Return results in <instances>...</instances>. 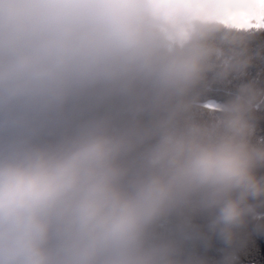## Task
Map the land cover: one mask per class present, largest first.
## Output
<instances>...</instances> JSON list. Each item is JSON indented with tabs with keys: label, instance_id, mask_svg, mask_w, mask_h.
<instances>
[{
	"label": "clouds",
	"instance_id": "9594fccd",
	"mask_svg": "<svg viewBox=\"0 0 264 264\" xmlns=\"http://www.w3.org/2000/svg\"><path fill=\"white\" fill-rule=\"evenodd\" d=\"M210 54L144 0H0V264H189L159 228L193 212L233 243L264 144L250 85L193 118Z\"/></svg>",
	"mask_w": 264,
	"mask_h": 264
},
{
	"label": "trees",
	"instance_id": "16d2710c",
	"mask_svg": "<svg viewBox=\"0 0 264 264\" xmlns=\"http://www.w3.org/2000/svg\"><path fill=\"white\" fill-rule=\"evenodd\" d=\"M206 24L211 26L205 29ZM194 39L211 54L205 79L193 94V118L212 119L222 104L250 85L256 93L249 114L251 139L254 144H264V28L236 29L220 22H196L187 42L179 44L167 38L173 47L189 45ZM146 90V85H137L136 92ZM125 103L123 97L113 100L117 107ZM257 175L264 176V168L258 169ZM257 212L259 216L237 230L231 245L211 230L209 216L200 212L174 215L159 231L177 240L179 258L189 264H264V204Z\"/></svg>",
	"mask_w": 264,
	"mask_h": 264
},
{
	"label": "rangeland",
	"instance_id": "374dc122",
	"mask_svg": "<svg viewBox=\"0 0 264 264\" xmlns=\"http://www.w3.org/2000/svg\"><path fill=\"white\" fill-rule=\"evenodd\" d=\"M171 42H187L196 22L264 28V0H144Z\"/></svg>",
	"mask_w": 264,
	"mask_h": 264
}]
</instances>
